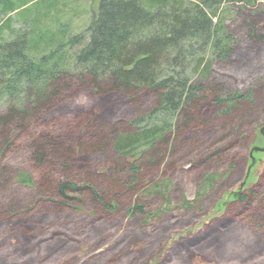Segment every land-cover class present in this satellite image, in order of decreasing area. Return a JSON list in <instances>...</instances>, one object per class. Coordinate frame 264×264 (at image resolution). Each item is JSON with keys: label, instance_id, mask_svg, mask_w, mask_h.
<instances>
[{"label": "trees", "instance_id": "1", "mask_svg": "<svg viewBox=\"0 0 264 264\" xmlns=\"http://www.w3.org/2000/svg\"><path fill=\"white\" fill-rule=\"evenodd\" d=\"M237 22L244 44L233 37ZM86 32L89 40L69 71L47 65L53 53L40 61L30 57L25 35L4 40L0 32V101L9 105L0 113L2 152L27 151L34 170L20 173L19 181L39 191L32 206L0 211V264H45L32 231L41 219L71 206L74 194H88L94 207L109 211L123 194L129 195L135 202L132 212L143 213L137 195L159 189L151 178L161 173L183 135L205 127V116L213 109L217 120L239 129L238 118L247 117L253 108L252 91H232L234 81L228 86L224 79L209 76L215 60L225 70H236L259 58L264 51V0H99L97 16ZM83 37L76 35L75 43ZM199 51L206 55L196 66L203 67L198 80L191 82L186 71ZM88 88L101 107L75 111L70 100ZM142 94L155 96V106L146 116L127 121V129H112V141L107 129L116 128L110 119L116 105L132 106ZM170 113L180 122L167 123ZM111 142L117 158L109 160L103 155ZM223 151L207 154L194 166L221 159ZM251 159L247 184L256 165L255 157ZM263 182L230 192L225 200L232 204L223 217L176 240L150 264H201L207 260L200 251L210 253L223 238H230L229 246L227 242L219 253L216 250L218 261L243 262L246 256L256 261L264 237L238 240L231 233L246 221L264 231V214L257 211L264 209ZM228 203H222L224 209ZM236 246L241 255L233 251L223 257Z\"/></svg>", "mask_w": 264, "mask_h": 264}, {"label": "rangeland", "instance_id": "2", "mask_svg": "<svg viewBox=\"0 0 264 264\" xmlns=\"http://www.w3.org/2000/svg\"><path fill=\"white\" fill-rule=\"evenodd\" d=\"M98 10L99 0H0V32L4 40H13L19 34L25 35L30 57L40 61L53 53L55 57L47 60V65L53 67L57 64L69 71L75 67L77 51L89 40L86 30L97 16ZM238 27L239 22L233 26V37L244 44L246 38L243 33H238ZM79 34L84 37L79 43H75V36ZM243 36L244 41L241 39ZM205 55L206 52L199 51L191 61L186 71L191 82L198 80V70L203 66L196 64ZM215 61L210 78L224 79L228 86L229 82L234 81L235 84L231 82L229 86L232 91L241 88L242 91L253 93V108L247 117L238 118L237 123L241 125L239 129L228 125L227 121L217 120L215 110L210 111L205 116L207 125L183 135L179 145L172 149L170 159L161 173L151 178L159 183L156 184L159 189L137 195L144 208L143 213L132 212L135 202H132L133 198L129 195L123 194L119 204L115 202L116 205H113L115 210L109 211L100 206L94 207L88 194H74L75 201L71 206L61 210L58 215L52 214L41 219L38 223L40 225L32 231L34 244L39 242L38 251L47 260L45 264H83L89 259L87 264L155 263L173 242L194 235L199 228L204 229L226 214L232 203L229 204V200L225 199L230 192L239 190L245 180L252 160L251 148L264 146V138L260 134V129L264 126V51L259 58L241 69L225 70ZM78 91L75 98L70 100L71 105L74 104L72 109L88 112L101 107L92 89ZM140 97L132 106L118 102L116 113L110 118L116 128L107 129L108 134L112 129H127V121L142 118L151 112L157 98L151 94H142ZM8 106L0 101V113ZM170 116L171 113L165 116L167 123H179L181 120ZM1 131L2 128L0 211L26 209L39 198V191L36 185L26 186L20 183L19 174L31 173L34 167L23 148L6 154L2 152ZM115 137L116 135L111 134L109 136L112 141ZM218 149L224 150L221 159L212 158L194 166L196 161ZM148 150L146 149V158L150 155ZM254 154L256 165L246 187L255 186L261 179L264 181V151ZM103 157L109 160L117 158L112 142ZM260 192V199L264 201V185ZM224 201L229 204L226 209L222 206ZM257 211L264 214V209L257 208ZM239 230L231 233L238 240H244L246 236L254 239L253 241L264 237L263 229L253 227L248 221ZM56 233L62 237H58ZM228 239L230 240L223 238V241H216L217 244H213L210 253L207 249L200 251L207 260L203 263L264 264V248L257 251L262 255L256 261H249L247 256L242 258L243 262L241 259L218 261L215 257L219 249L226 247L227 242L229 246ZM232 244L233 241H230V245ZM230 250L223 257L229 258L233 251L241 255L237 246ZM32 258L37 257L32 255ZM73 258L76 262L72 261Z\"/></svg>", "mask_w": 264, "mask_h": 264}, {"label": "water", "instance_id": "3", "mask_svg": "<svg viewBox=\"0 0 264 264\" xmlns=\"http://www.w3.org/2000/svg\"><path fill=\"white\" fill-rule=\"evenodd\" d=\"M260 134L263 136V138H264V126L260 129ZM258 151H264V146L263 147H259V146H253L252 148H251V150H250V155H251V157H253V154H254V152H258ZM254 160H253V164H254ZM251 168H252V166H250L249 167V169H248V172H247V174H246V178H245V180L241 183V185H240V190H242L244 187H245V185L247 184V180H248V178H249V175H250V171H251ZM201 264H215V263H201Z\"/></svg>", "mask_w": 264, "mask_h": 264}]
</instances>
